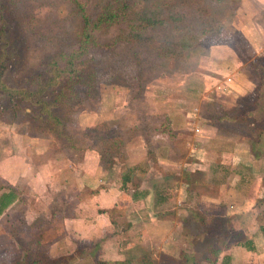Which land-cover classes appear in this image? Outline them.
Masks as SVG:
<instances>
[{"label": "rangeland", "instance_id": "1", "mask_svg": "<svg viewBox=\"0 0 264 264\" xmlns=\"http://www.w3.org/2000/svg\"><path fill=\"white\" fill-rule=\"evenodd\" d=\"M104 1L79 0L91 18ZM135 2L124 16L92 31L89 48L75 63L84 62L79 74L94 70L98 93L79 95L63 111L57 106L58 86L29 92L51 75L53 63L62 66L79 47L81 23L72 1L0 0V139L12 136L14 151L36 142L35 150L44 149L42 154L30 152L37 162L65 155L77 163L86 147L102 146L100 139L112 130L130 139L135 134L130 121L138 119L142 131L149 118L164 119L165 104L171 106L169 114L183 121L193 112L194 118L198 112L214 122L216 114H234L237 105L241 112L251 108L264 80V0ZM250 28L255 37L249 42ZM240 85L247 92L241 93ZM44 102L51 104L48 111ZM108 116L113 120L104 121ZM97 120L96 131L86 126ZM247 128L239 123L233 129L250 133ZM35 202L36 218L28 225L21 211L12 213L15 220L9 223L0 218V264L60 261L48 257L58 227L51 218L53 205L41 213L42 201ZM213 231L226 230L215 226ZM228 238L221 235L217 242L225 244Z\"/></svg>", "mask_w": 264, "mask_h": 264}, {"label": "crops", "instance_id": "2", "mask_svg": "<svg viewBox=\"0 0 264 264\" xmlns=\"http://www.w3.org/2000/svg\"><path fill=\"white\" fill-rule=\"evenodd\" d=\"M164 107V119L149 118L142 131L138 119L127 124L134 137L125 139L123 155L109 167L95 147H86L77 163L65 155L37 162L30 152L44 149L35 150L36 142L14 151L12 136L0 139V218L9 223L21 211L28 225L36 218L35 201H42L41 213L53 205L58 227L48 257L59 258L56 264H174L160 262L161 255L173 261L191 251L187 219H229L240 242L229 237L216 262L201 263H263L264 154L255 157L247 136L226 118L212 122L193 112L183 121Z\"/></svg>", "mask_w": 264, "mask_h": 264}, {"label": "trees", "instance_id": "3", "mask_svg": "<svg viewBox=\"0 0 264 264\" xmlns=\"http://www.w3.org/2000/svg\"><path fill=\"white\" fill-rule=\"evenodd\" d=\"M72 6L74 7L75 13L79 16L80 28L79 30V47L76 51H71L65 63L61 66L57 62L54 64V69L50 73V76L44 77L40 80L36 86V90L31 91V95L39 94L43 89L50 86H58L57 96L59 98L57 106H60L63 111L70 109V101L79 97L82 94V98L86 97L90 93H98V88L94 84L95 72H87V74H79L82 64H76L75 59L82 56L90 46V41L92 38V31L103 24H109L115 22L118 18L124 16L132 6L136 4V0H108L104 1L99 11L94 18L88 16L85 11L84 6L79 0H71ZM0 86L2 84L0 83ZM78 86H83V90H78ZM21 91V90H20ZM23 91V90H22ZM68 91V92H67ZM20 93V92H19ZM23 93V92H22ZM24 92V96H28ZM257 94L254 95L256 97ZM80 98V99H82ZM252 103V104H251ZM251 108L243 109L238 106L234 108V114L232 113H220L216 114L214 118H226L232 123H245L248 127V132L242 133L247 136V140L250 143V148L255 157H259L264 154V80L261 87V91L257 98L253 99L251 102ZM51 104L44 102L43 107L46 111ZM67 105V106H66ZM241 105V104H240ZM49 113V112H47ZM58 121L60 119L58 118ZM104 125L107 124L103 123ZM96 125V124H95ZM94 127V128H93ZM91 128L96 131L97 125ZM233 128V127H232ZM125 135L121 132L111 131L108 138H101L100 142L102 146H88L95 147L100 155V163L103 167H109L114 162V158H121L123 153V143L125 141ZM113 149V150H112ZM190 226L191 233H186L188 240L191 245V251H182L177 259L171 261V257L162 254L160 262H173L179 261L178 264H202L201 262L214 263L221 252V247L218 244V237L227 236L231 238V242L239 243V237L241 233L232 231L230 233V222H226L224 225L217 224L214 221H206L203 217L198 214H194L192 218L185 221ZM223 227L225 232H215L213 227ZM202 243L203 248L201 250L197 249V245ZM199 258L203 261H199ZM261 264H264L261 263Z\"/></svg>", "mask_w": 264, "mask_h": 264}, {"label": "built area", "instance_id": "4", "mask_svg": "<svg viewBox=\"0 0 264 264\" xmlns=\"http://www.w3.org/2000/svg\"><path fill=\"white\" fill-rule=\"evenodd\" d=\"M199 129H196V131H198Z\"/></svg>", "mask_w": 264, "mask_h": 264}]
</instances>
